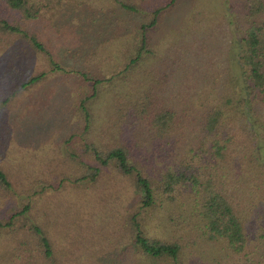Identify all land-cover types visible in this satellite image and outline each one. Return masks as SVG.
<instances>
[{"label":"trees","instance_id":"1","mask_svg":"<svg viewBox=\"0 0 264 264\" xmlns=\"http://www.w3.org/2000/svg\"><path fill=\"white\" fill-rule=\"evenodd\" d=\"M5 237L0 264H264V0H0Z\"/></svg>","mask_w":264,"mask_h":264},{"label":"rangeland","instance_id":"2","mask_svg":"<svg viewBox=\"0 0 264 264\" xmlns=\"http://www.w3.org/2000/svg\"><path fill=\"white\" fill-rule=\"evenodd\" d=\"M184 15V12L182 13V16ZM218 21H220L221 22V24H222V20L221 19H217ZM224 24V23H223ZM222 24V26H223V28L224 29H226L225 27H226V25H225V27H224V25ZM238 73V68H237V66H233L232 67V69H231V76L234 74H237ZM39 98V97H38ZM36 99V97H34V98H30L29 100H27L26 102H28V104L30 105V106H32L34 109H37V104H31V102H33V100H35ZM50 126H52L53 127V125H50ZM55 128H56V130H55ZM58 128H59V126L57 125H54V128H53V130H52V132L49 134V135H54V136H56L57 138H60L61 137V135H65V134H63L62 133V131L61 130H59V134L57 133V130H58ZM16 138V137H15ZM22 143L24 144V142H23V140H22ZM9 157H12V155H10ZM5 240V241H4ZM4 240H0V263L1 262H3V259L1 258L2 256H5V254H8V251L11 249V247H12V245H14V244H12V243H9V240L8 239H6V237L4 238Z\"/></svg>","mask_w":264,"mask_h":264}]
</instances>
